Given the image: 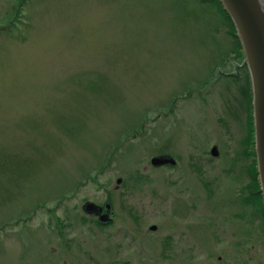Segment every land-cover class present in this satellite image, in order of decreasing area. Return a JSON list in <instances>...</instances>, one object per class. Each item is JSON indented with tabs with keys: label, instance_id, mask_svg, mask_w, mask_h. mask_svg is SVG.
Returning <instances> with one entry per match:
<instances>
[{
	"label": "rangeland",
	"instance_id": "374dc122",
	"mask_svg": "<svg viewBox=\"0 0 264 264\" xmlns=\"http://www.w3.org/2000/svg\"><path fill=\"white\" fill-rule=\"evenodd\" d=\"M207 2L0 0V264H264L243 133L198 130L222 150L207 191L186 169L185 139L170 142L174 97L239 57ZM233 83L208 86L209 108L180 101L181 119L198 127ZM225 141L246 163L231 166ZM170 150L183 159L182 186L151 165ZM107 200L113 227L81 223L83 202ZM56 217L69 221L65 238Z\"/></svg>",
	"mask_w": 264,
	"mask_h": 264
},
{
	"label": "flooded vegetation",
	"instance_id": "af4514ba",
	"mask_svg": "<svg viewBox=\"0 0 264 264\" xmlns=\"http://www.w3.org/2000/svg\"><path fill=\"white\" fill-rule=\"evenodd\" d=\"M229 63L231 64V66L228 70L222 69V67H218L217 75L215 77H211V81H205L201 89H197L194 91H186V94L184 96L181 95L180 97H174L171 107V123L172 128L175 130L170 133V142L172 141V143L177 146V142L180 136L185 139V152H187L185 165L186 169L188 170L190 175L195 177V180L199 182V185L202 187V189L206 191L208 189H212V187L214 186L212 182H208L206 179L207 175L210 173L209 169L222 156V150L221 146L219 145V141L215 140L213 135L209 136V130L206 131L205 134L202 136L199 133L202 128L207 127V124H210L211 122L215 129L219 128V130L223 134H226L231 140L234 139V131L238 134L243 133V144L246 148V150H244L243 152V156H250L248 164L250 163V160H252L251 162L253 163V176L255 175V171L258 170V159L256 151L254 91L249 68L244 56L235 57L233 60L229 61ZM225 78L231 79V81L235 82L233 84L238 86L235 87V94L233 93V95L231 93V88H227L229 96L228 98H221L218 104L219 109L215 108L212 111H207L206 113H208V115L206 117H202V120L198 121L201 122V124L195 128L193 127L195 125L187 123L183 118L181 119L182 115H180L179 113L180 110L178 112L180 101H187V103H192V101L198 99L199 101L201 100V102L204 104V106H206V108H209L210 96L212 95L211 89L209 87H211L213 83H217L221 80H224ZM219 111H221L222 113ZM238 121L243 123L242 130L238 129L234 125V123ZM188 125H191L192 128ZM251 143H253L255 147V153L253 154V156L250 154ZM224 146L227 147V151L230 152V156L232 158V167L236 166L235 162L243 161L242 154L233 157V146L231 147V143L229 141H225ZM177 155L178 154L172 150H170L169 154L158 155L167 156L171 159L172 163L162 167H170V170L174 171L175 187H178L182 183V179H177V173L180 172L181 176L184 175L183 159ZM243 163L246 162L243 161ZM231 166L228 168V170H226V173L231 174ZM251 168L252 166H249L246 169ZM235 172L236 171H233V174H235ZM87 203H93L97 206V208H95L93 211L88 210L86 208ZM107 204L111 205L110 209L107 208ZM76 211L77 209L75 210V212ZM81 211L85 216H87V218H82L83 221H81V223L87 225L88 220L94 219L95 224L98 223L102 228L113 227L116 224L117 215L119 214L118 209L115 208L114 203L111 200H107L102 204H97L92 201H85L81 206ZM106 213L112 216V220L110 222L103 223L101 222V219ZM63 219L70 218L63 217ZM60 222L62 224V226H60V228L62 229L60 233L62 237L65 238L66 236L64 235V233L66 230H68V227L64 224H69V221L65 220L63 223L59 217H56V223L60 225ZM66 244L71 246L70 242H66ZM59 262L60 264H64V260H61ZM122 262V264H130L128 260Z\"/></svg>",
	"mask_w": 264,
	"mask_h": 264
},
{
	"label": "water",
	"instance_id": "95a60500",
	"mask_svg": "<svg viewBox=\"0 0 264 264\" xmlns=\"http://www.w3.org/2000/svg\"><path fill=\"white\" fill-rule=\"evenodd\" d=\"M220 2L235 26L251 75L258 171L264 197V0H220ZM170 163H172L171 159L167 156H157L151 160L154 167ZM121 183L122 179H119L118 184ZM86 208L93 211L97 206L87 203ZM107 208L110 209L111 205L107 204ZM111 220L112 216L106 213L101 222L107 223ZM150 230L156 231L157 227L154 225Z\"/></svg>",
	"mask_w": 264,
	"mask_h": 264
},
{
	"label": "trees",
	"instance_id": "16d2710c",
	"mask_svg": "<svg viewBox=\"0 0 264 264\" xmlns=\"http://www.w3.org/2000/svg\"><path fill=\"white\" fill-rule=\"evenodd\" d=\"M206 2V1H204ZM209 3H212L214 5L217 6V8L219 9V11L224 15L226 22L228 23L230 29L233 32L234 38L237 42V47L239 49V55H242V49H241V45L236 33V29L235 26L230 18V16L228 15V13L224 10L220 0H208ZM207 2V3H208ZM252 194H253V198L255 199V201L257 202V204L259 205V207L263 210L264 212V199H263V195H262V190H261V186H260V181H259V173L258 170L255 171V175L253 177V188H252Z\"/></svg>",
	"mask_w": 264,
	"mask_h": 264
}]
</instances>
